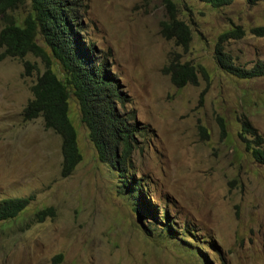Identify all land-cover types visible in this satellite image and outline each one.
<instances>
[{"label": "rangeland", "instance_id": "obj_1", "mask_svg": "<svg viewBox=\"0 0 264 264\" xmlns=\"http://www.w3.org/2000/svg\"><path fill=\"white\" fill-rule=\"evenodd\" d=\"M81 1V35L110 55L107 66L130 98L125 109L145 128L127 176L141 179L155 217L139 218L131 193L119 188L122 178L98 160L72 95L81 160L61 176L60 136L41 117L22 116L43 62L27 54L23 60L38 67L28 75L22 59L0 58V200L32 197L16 218L0 222V264H264V162L247 148L258 146L251 137L238 136L247 119L264 148V76L239 79L214 58L219 36L240 27L241 38L222 39L223 51L245 69L264 60V36L251 32L264 26V0L219 8L172 0L192 28L186 50L159 34L170 12L165 0ZM28 7L25 1L12 14L22 18ZM172 52L202 66L207 79L175 86L161 70ZM48 206L55 215L32 219Z\"/></svg>", "mask_w": 264, "mask_h": 264}, {"label": "trees", "instance_id": "obj_2", "mask_svg": "<svg viewBox=\"0 0 264 264\" xmlns=\"http://www.w3.org/2000/svg\"><path fill=\"white\" fill-rule=\"evenodd\" d=\"M28 11L20 18L12 14L24 2ZM214 8L230 4L233 0H202ZM254 3V0H249ZM170 8L169 15L160 21L159 34L166 40H172L176 46L186 50L192 40L190 24L176 13L175 3L165 0ZM81 0H0V17L3 26L0 29V58L22 59L31 54L43 62V71L38 72L31 84L32 97L22 110L23 120L42 118L43 126L51 129L61 138V166L63 177L70 175L81 160L77 145V131L69 115V98L72 95L79 105L80 121L88 130L100 162L113 170L120 180L119 188L130 192L133 198V210L139 218L155 217V207L142 192L141 179L127 176L131 166L129 158L133 152L136 134L145 131L134 122L135 111L126 110L125 104L130 98L124 91L113 72L107 66L110 55L102 57L81 35L84 27L80 11ZM257 36H264V26L251 30ZM244 31L236 27L222 33L214 46V58L219 67L239 79L264 76V61L245 69L235 65L231 56L223 51L221 41L227 36L241 38ZM39 37L43 45L38 44ZM25 72L38 71L35 63L23 60ZM170 81L177 87L187 84L197 85L199 74L207 79L202 66L189 61H181L179 54L172 52L170 61L162 69ZM238 136L247 145L252 157L264 162V148H261V136L251 123L241 122ZM248 136V137H247ZM32 197H9L0 200V222L16 218L31 202ZM55 215L54 207L37 210L33 220L42 222L47 216ZM147 222H149L147 220ZM166 231L172 236L170 224Z\"/></svg>", "mask_w": 264, "mask_h": 264}, {"label": "clouds", "instance_id": "obj_3", "mask_svg": "<svg viewBox=\"0 0 264 264\" xmlns=\"http://www.w3.org/2000/svg\"><path fill=\"white\" fill-rule=\"evenodd\" d=\"M264 61V60H263ZM171 226V225H170ZM165 231H166V228L164 229ZM171 233H172V236L173 237H170L169 235H168V233H167V231H166V236L169 238V239H176L177 237L175 236V233H173V230L171 231ZM180 233L182 234V231H180ZM202 261L204 260L205 261V258L202 256ZM203 264H207V263H205V262H203Z\"/></svg>", "mask_w": 264, "mask_h": 264}]
</instances>
